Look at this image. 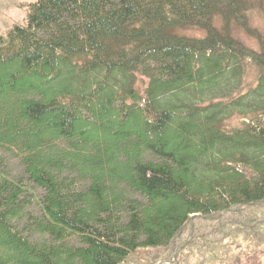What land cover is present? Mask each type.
Returning a JSON list of instances; mask_svg holds the SVG:
<instances>
[{
    "label": "trees",
    "instance_id": "1",
    "mask_svg": "<svg viewBox=\"0 0 264 264\" xmlns=\"http://www.w3.org/2000/svg\"><path fill=\"white\" fill-rule=\"evenodd\" d=\"M25 7L0 35V152L25 172L0 155V264H264V38L249 3Z\"/></svg>",
    "mask_w": 264,
    "mask_h": 264
},
{
    "label": "rangeland",
    "instance_id": "2",
    "mask_svg": "<svg viewBox=\"0 0 264 264\" xmlns=\"http://www.w3.org/2000/svg\"><path fill=\"white\" fill-rule=\"evenodd\" d=\"M35 0H0V35H6L8 31L12 30L15 25H24L27 20L26 4L32 3ZM250 5L249 10V25L252 30L258 31L264 38V0H245ZM216 26L221 28L223 26L222 21L216 20ZM177 33L182 36L190 38H201L206 35V32L199 28H188L184 30H177ZM233 35L239 39L245 46L259 51L260 41L255 35L248 34L243 28L234 26ZM256 70H252L247 78V83L255 84ZM146 85L141 81L139 87L141 91L144 90ZM13 105L10 107L3 106L2 111L5 113H14ZM240 120L236 117L231 119L227 125L229 127H237ZM0 155L4 157V164L7 168V172L12 178H21L25 175L23 168L17 158L11 155H6L0 152ZM40 195L41 192L39 191ZM33 212H37L36 206L32 207ZM264 262V259H263Z\"/></svg>",
    "mask_w": 264,
    "mask_h": 264
}]
</instances>
